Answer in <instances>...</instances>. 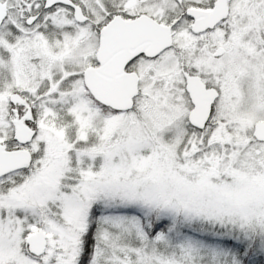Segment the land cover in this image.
Listing matches in <instances>:
<instances>
[{
  "label": "snow or ice",
  "instance_id": "obj_1",
  "mask_svg": "<svg viewBox=\"0 0 264 264\" xmlns=\"http://www.w3.org/2000/svg\"><path fill=\"white\" fill-rule=\"evenodd\" d=\"M0 264H264V0H0Z\"/></svg>",
  "mask_w": 264,
  "mask_h": 264
}]
</instances>
